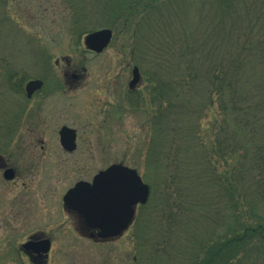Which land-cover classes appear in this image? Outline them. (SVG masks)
<instances>
[{"label":"trees","instance_id":"16d2710c","mask_svg":"<svg viewBox=\"0 0 264 264\" xmlns=\"http://www.w3.org/2000/svg\"><path fill=\"white\" fill-rule=\"evenodd\" d=\"M74 1L73 28L131 37L146 83L133 264H264V0Z\"/></svg>","mask_w":264,"mask_h":264},{"label":"rangeland","instance_id":"374dc122","mask_svg":"<svg viewBox=\"0 0 264 264\" xmlns=\"http://www.w3.org/2000/svg\"><path fill=\"white\" fill-rule=\"evenodd\" d=\"M74 3V0H11L10 9L3 4L0 12L3 16L0 15V66L3 68L0 74L14 69L21 74L17 81L24 79L23 74L27 76L24 82L40 77L46 71L40 54L46 53L49 55L46 65L56 70L60 83L62 69L68 66L62 57L70 59L73 67L81 64L80 68H87L86 78L74 83L79 87L65 99L48 100L51 107L66 106L68 113L48 119L41 127L37 123L38 133L45 130L47 152L39 143L36 153L20 160L18 147H14L13 161L20 162V178L17 182H6L0 173V264H31L19 247L37 232L51 234L54 241L48 262L39 264H133L134 242L130 230L114 240L96 241L81 231L80 222L69 214L63 203L65 192L77 181L91 180L110 164L124 162L135 167L140 143L147 134L146 116L138 111L141 107L132 112L135 109L132 102H138L135 96L128 94L133 62L126 46L130 45L131 37L114 32L110 46L102 55L90 54L83 46L88 32L81 35L80 32L106 26L93 23L98 20L97 16L91 23L89 15L86 21L83 19L84 25L73 28L74 22L79 20ZM10 12L14 17L12 22L8 17ZM2 77L0 75V100L3 99L1 87H7ZM12 82L15 79L8 78L7 84ZM145 84L136 89L142 91ZM116 89L120 94L113 98L109 92ZM11 93L14 95V91ZM14 100L21 101L16 96ZM27 106L25 102L24 107ZM113 108H119L120 112L114 114ZM97 121L104 125L101 134L85 135L90 131L84 126L89 122L96 126ZM63 123L82 127H79L82 135L75 153L64 152L60 146L57 130ZM33 167L34 171L26 174Z\"/></svg>","mask_w":264,"mask_h":264},{"label":"flooded vegetation","instance_id":"af4514ba","mask_svg":"<svg viewBox=\"0 0 264 264\" xmlns=\"http://www.w3.org/2000/svg\"><path fill=\"white\" fill-rule=\"evenodd\" d=\"M87 34H85V36ZM113 37H114V31H113ZM84 39H83V46L85 48V51H88L90 52V54L95 55V56L102 55L103 52L110 46L111 41H112V40L110 41V43L106 46V48L102 52L98 53L91 49H88L85 45ZM40 55H42V58H41L43 59L42 64L44 65L46 69L43 75L37 78H30V79L28 78V80L24 82V80L26 79L24 78V76H23L24 79H20L19 81H17L21 75L20 72H18L17 77L16 78L14 77L15 82H12L10 85H8L7 80H6L5 83L7 87L6 88L1 87L3 91L1 92L2 93L1 98L3 99L0 100V108L2 109V112L0 113V173L2 174L3 180L6 182H17V180L20 178V175H21L20 169L18 166V164H20L19 160L13 161V157L15 156L14 155L15 149L18 147L17 156L19 157L20 160L22 157H24L27 154L31 156L32 154L36 153L37 146L39 143L42 144L41 147L43 151L47 152L46 145H45V140L47 139V136H46L45 130H43L41 133H38L39 129H37V127H39V125L41 127L42 125H44V123H47L48 119L54 120V118L56 119L57 115H58L57 118H59L61 115L68 113L66 106L55 105L54 107H51L52 105H50L48 100L53 97L65 99L68 93H72L74 89L79 87L78 85H74V83H77L80 80H83L86 78L85 74L87 72V68L85 66H82L80 68L81 64L79 65L76 64L74 65L75 67L74 68L70 64L71 62L70 59H68L67 57H62V60H66L68 66L62 69L63 79H62V83H60L61 78L59 79L56 76L57 75L56 70L52 69L50 65L48 66L46 65V63L49 64L48 63V56H49L48 53L40 54ZM38 61H39L38 63L40 64V60ZM58 62L59 60H56L57 64ZM135 66L137 65L133 64L132 76H133V69ZM72 68L74 69L72 70ZM78 69H81L82 71ZM140 73L142 76L140 84L142 83L144 84L145 82L144 76L141 70H140ZM32 79H41L43 81V85L41 86V88L37 89L31 95V97H29L26 91V84ZM130 81L131 79L129 80V82ZM113 82H116L115 79H113ZM112 87L115 89V86H112ZM128 90H129L128 94H130L131 96H135V94L138 91V89L136 88L135 89L129 88ZM12 91H14V95L16 96V98L20 99L21 101L18 102L14 100L15 96L11 93ZM10 94H12L13 98L11 97ZM118 94H120V91L118 89L113 90L112 92H109V95L113 98L115 96L118 97ZM117 97L115 99H117ZM25 102L28 103L27 107H24ZM113 110H114L113 112L114 114L120 112L119 108L118 110L113 108ZM99 113H100V110H99ZM99 113L97 114V117ZM10 126L12 127L10 128ZM64 127H68L70 129L75 130L76 148L74 150L70 151L66 149L64 145L61 143V130ZM79 127H81V125L74 126V125L63 123L57 130V133L59 136V143L64 152L72 154L78 151L79 142L81 140V135H82ZM84 128L85 129L87 128L86 131H90V132H86L85 135H87L88 133H90V135H96V134H101V132L104 130V125L102 122H99V121L96 122V126L94 122H89L84 126ZM9 130L11 132H9ZM9 140H11L10 144L8 143ZM14 147L16 148L14 149ZM32 165H34V163H32ZM8 169H12L14 173V178L11 180H8L5 178V172ZM33 171H34V167L32 169H29L26 174L31 173ZM91 180H87V181H91ZM26 184L27 183L25 182L24 185ZM68 211L70 212L69 214L71 216L72 215L75 216V219H77L80 222L81 231L84 234H89L90 236L97 238L98 231L84 227L81 224L82 222L81 216L77 214L76 212H73L70 210ZM50 236L51 234L48 235L43 232H37V233H34L33 235H30L28 239H30L31 237H34L37 239L50 238L52 242V245H51V250H52L54 241ZM19 248H20L19 249L20 253L23 254L29 260V263L31 264H39L42 262H48L47 259L51 252L50 250V252L48 253L46 257V256H39L35 253L30 254L29 252L24 251L21 248V244Z\"/></svg>","mask_w":264,"mask_h":264},{"label":"water","instance_id":"95a60500","mask_svg":"<svg viewBox=\"0 0 264 264\" xmlns=\"http://www.w3.org/2000/svg\"><path fill=\"white\" fill-rule=\"evenodd\" d=\"M112 37L111 28H101L88 33L84 42L88 49L99 53L106 48ZM141 79L140 70L135 66L129 88L135 89ZM42 85L41 79L30 80L26 84L28 96L31 97ZM61 143L66 149L74 150L75 130L62 128ZM5 178H14L12 169L6 170ZM150 193L149 184L143 180L136 168L118 162L97 172L91 181L76 182L64 194L63 202L66 209L81 216L84 227L98 231L97 238H93L106 241L119 238L130 228L138 207L148 202ZM51 245L50 238L31 237L21 244V248L30 254L47 257Z\"/></svg>","mask_w":264,"mask_h":264}]
</instances>
